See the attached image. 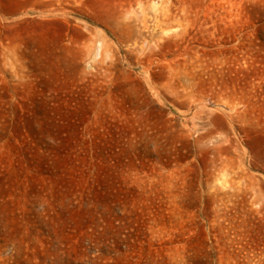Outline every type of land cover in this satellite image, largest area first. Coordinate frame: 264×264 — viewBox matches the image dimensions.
Returning a JSON list of instances; mask_svg holds the SVG:
<instances>
[{
	"label": "rangeland",
	"instance_id": "rangeland-1",
	"mask_svg": "<svg viewBox=\"0 0 264 264\" xmlns=\"http://www.w3.org/2000/svg\"><path fill=\"white\" fill-rule=\"evenodd\" d=\"M0 264H264V0H0Z\"/></svg>",
	"mask_w": 264,
	"mask_h": 264
}]
</instances>
